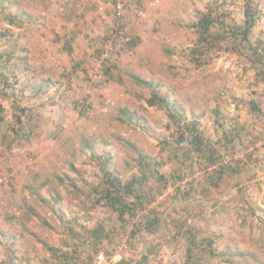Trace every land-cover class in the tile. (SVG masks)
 Returning a JSON list of instances; mask_svg holds the SVG:
<instances>
[{"label": "rangeland", "instance_id": "374dc122", "mask_svg": "<svg viewBox=\"0 0 264 264\" xmlns=\"http://www.w3.org/2000/svg\"><path fill=\"white\" fill-rule=\"evenodd\" d=\"M114 4L0 0V264H59L49 247L75 264L119 249L120 264H264V0H127L119 21ZM248 6L259 18L239 43ZM204 13L217 44L200 42ZM175 107L215 162L175 151L192 149ZM148 162L144 207L121 219L98 201L108 170L129 181Z\"/></svg>", "mask_w": 264, "mask_h": 264}, {"label": "trees", "instance_id": "16d2710c", "mask_svg": "<svg viewBox=\"0 0 264 264\" xmlns=\"http://www.w3.org/2000/svg\"><path fill=\"white\" fill-rule=\"evenodd\" d=\"M246 10H247L246 18H245L244 23L233 24L230 27L232 34L237 38L239 43L244 42V41L250 42L249 35L251 33V29L256 24V21L259 18L257 16V12L255 10L253 11L249 6L246 8ZM215 22L216 21L211 13H204L201 15V18L196 24L198 33L200 34V37L202 38L200 40L201 44L204 42L205 44L214 45V43L217 44L218 42L221 41V38L224 37L223 35L224 31H221L220 27L215 28V29L213 28V26H215ZM221 24L226 25L224 21H221ZM67 42H68L67 49L71 51L72 42L70 39ZM261 48L264 49V42L262 41H260L257 44V49H255V53L259 54L258 50H260ZM258 56L262 59L261 54H259ZM7 58L8 59L12 58V55L9 54ZM0 74L2 78H5V84L11 86L12 84L9 82V78L7 76H4L5 74L3 73H0ZM133 78H135V80H137L138 82L144 83L143 80L136 77L135 75ZM150 102L152 104L154 103L155 104L157 103L158 105L160 104V106L161 105L163 106L164 104L166 106L168 104L167 98L159 96L156 92L154 93L152 100ZM252 107L256 111L261 110L260 105L258 103H255L254 101H252ZM176 110L178 112V109H176L175 107L174 112L172 114L170 113L171 117L176 118V114H178L176 113ZM178 115H179L178 122L184 121L183 125L185 126V131H182L180 133L178 142L180 144H183V143L187 144L189 142L192 149L187 148L186 146L184 147L182 145L181 148L176 147L175 151L182 152L185 158L190 157L189 154L192 150L193 151L196 150L198 152H201L202 154L209 153L211 163L215 162L216 155L220 156L219 151L215 147L208 146L209 139L207 138L205 131L201 130L200 125H199L200 122L196 120L187 121L186 118L182 116V114H178ZM20 119L18 120L19 122H21ZM20 128L21 127L16 129V132H19ZM232 133L234 136L236 135V132L232 131ZM129 145L132 148L134 147L133 144H129ZM151 166L152 165L149 162L146 165L142 164V170H144V173L141 175V177H139L138 179L133 178L129 181H123L117 174L108 170L106 172V178H107L106 186L102 187L101 190H99L100 196L98 197V201L100 203L104 202V204H107L111 208H114L118 212V215L121 219H123V217L127 213L135 212L139 206L144 207L146 197L142 193H137L136 190H137V186L139 185V183L141 184V182L144 181V179H147V176L150 174L146 172H152L151 168L153 167ZM219 171H221V169ZM160 178L164 179V176L161 175ZM130 197H134L137 202L135 200L131 201ZM151 212L154 215L152 217L150 213L146 215L147 223L144 224V228L148 230L156 231V229L158 228L161 222V217L159 216V213L157 211L152 210ZM188 234H189L188 238L190 239L189 240L190 251L193 253V256H194V251L192 250V246L195 243V239H194L195 236L192 230H188ZM207 245L208 247H211L213 245V241L208 240ZM49 250L56 257L57 261H59V264H75L74 261L77 259L75 258V255L77 254H74L68 251L62 252L60 249L58 250L57 247H49ZM190 251L188 253L189 257L191 256ZM148 256L149 255L146 254L144 255V258L148 259Z\"/></svg>", "mask_w": 264, "mask_h": 264}, {"label": "built area", "instance_id": "2783aa9c", "mask_svg": "<svg viewBox=\"0 0 264 264\" xmlns=\"http://www.w3.org/2000/svg\"><path fill=\"white\" fill-rule=\"evenodd\" d=\"M126 8H127V0H115L114 13L118 21L121 20L123 16L125 15ZM122 258H123V255L121 253V249H119L116 251V253H114V255L111 257L110 260L107 259L104 251L100 252L96 256V261L100 263H104V264H120Z\"/></svg>", "mask_w": 264, "mask_h": 264}]
</instances>
